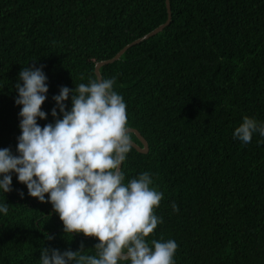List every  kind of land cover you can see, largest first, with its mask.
<instances>
[{
  "label": "trees",
  "instance_id": "16d2710c",
  "mask_svg": "<svg viewBox=\"0 0 264 264\" xmlns=\"http://www.w3.org/2000/svg\"><path fill=\"white\" fill-rule=\"evenodd\" d=\"M169 5L166 27L99 70L116 78L128 127L148 144L127 154L125 183L149 172L164 193L154 209L163 222L146 240H175V264H264V137H233L244 116L264 124V0ZM166 18L165 0H0V148L16 154L23 67L43 66L48 115L38 123H54L62 86L87 84L96 63ZM64 103L70 110L71 93ZM11 187L0 190V264H41L44 247L95 254L98 238L65 234L52 204L28 195L15 173Z\"/></svg>",
  "mask_w": 264,
  "mask_h": 264
},
{
  "label": "clouds",
  "instance_id": "9594fccd",
  "mask_svg": "<svg viewBox=\"0 0 264 264\" xmlns=\"http://www.w3.org/2000/svg\"><path fill=\"white\" fill-rule=\"evenodd\" d=\"M42 68L29 65L18 74L21 134L16 154L0 148V190L12 191L15 173L28 195L52 204L65 234L82 233L99 242L94 255L82 254L83 244L76 251L44 247L41 264H175V240H146L163 222L154 209L164 193L153 186L149 172L125 183L121 165L133 144L126 103L114 90L116 78H90L74 89L62 86L53 96L62 118L41 126L49 91ZM57 107L53 117H58ZM257 132L264 137V124L244 116L233 137L247 144ZM172 208L179 211L174 202ZM0 213L7 215V204H0Z\"/></svg>",
  "mask_w": 264,
  "mask_h": 264
},
{
  "label": "water",
  "instance_id": "95a60500",
  "mask_svg": "<svg viewBox=\"0 0 264 264\" xmlns=\"http://www.w3.org/2000/svg\"><path fill=\"white\" fill-rule=\"evenodd\" d=\"M165 6H166V11H167V18H166L165 22L163 24L159 25L158 27H156L155 29H153L148 34L142 36L141 38L136 39L132 43H130V44L126 45L125 47H123L113 58H111L109 60L100 61V62L96 63L95 67H94V73H95V77L96 78H101V74H100V71H99L100 67H102L105 64L113 63L130 46H132L133 44H137V43H139V42H141L143 40H146L147 38L155 35L156 33L160 32L164 27H166L170 23V21H171V11H170L169 0H165ZM129 129L131 130V133H133L135 135L136 139L139 142V144H138L137 142L132 140L133 148L136 151L140 152V153H146L148 151L147 141L140 135V133L136 129H134V128H129Z\"/></svg>",
  "mask_w": 264,
  "mask_h": 264
}]
</instances>
